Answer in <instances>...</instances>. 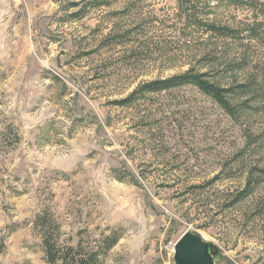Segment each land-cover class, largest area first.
Returning a JSON list of instances; mask_svg holds the SVG:
<instances>
[{
    "label": "rangeland",
    "instance_id": "obj_1",
    "mask_svg": "<svg viewBox=\"0 0 264 264\" xmlns=\"http://www.w3.org/2000/svg\"><path fill=\"white\" fill-rule=\"evenodd\" d=\"M209 25L263 32L264 0H0V264H49L43 219L102 264H175L188 230L216 264H264V222L228 208L264 169V46ZM245 49L263 92L237 120L192 85L119 104L191 70L224 78Z\"/></svg>",
    "mask_w": 264,
    "mask_h": 264
},
{
    "label": "trees",
    "instance_id": "obj_2",
    "mask_svg": "<svg viewBox=\"0 0 264 264\" xmlns=\"http://www.w3.org/2000/svg\"><path fill=\"white\" fill-rule=\"evenodd\" d=\"M258 26L259 25L247 27L242 33H247V41H257L264 46V31L261 32ZM208 29L217 35L218 38L226 40L236 39L239 37L238 34H242L239 31L236 32L234 29L216 25H209ZM226 54L228 57L225 56L223 62L226 67L224 69V78L213 81L210 79L209 73H195L191 70L180 76L145 84L132 93L128 99L119 104L124 107L128 104L131 105L132 100L140 95L163 93L192 85L203 94L211 97L233 120H237V117L249 108V104L254 101L256 95L259 91L263 90V88L260 87L259 91H257L256 87L260 85L256 75L253 73L251 67H246L245 65L246 61L249 59V52L246 49L244 51H234L232 54ZM236 65L238 69L233 68ZM229 73L232 74L231 77L228 76ZM227 83H231L232 87H228ZM16 138L19 140L18 135H16ZM256 148L255 151L260 154L262 146L258 145ZM245 154L246 150H244L239 157L243 162L246 161ZM259 154L257 155L259 156ZM251 156L252 155L248 156V158ZM244 177V189L239 192L236 199L232 200L230 198L231 203L228 204V208H234L239 204H243L248 207L244 208L245 210L249 211L251 214L252 212L254 213L253 218H255V221L264 222V169L257 166L252 167L250 170L246 171ZM250 216L252 217V215ZM38 226L43 230L45 229L44 245L49 264H102L101 252H89L82 245L79 247H64L60 245L53 234H51V230L60 232L59 225L54 223L49 227L46 223V219H43L39 221ZM119 240L120 237L117 233L107 237L104 241L106 246L105 250L108 251L113 248Z\"/></svg>",
    "mask_w": 264,
    "mask_h": 264
},
{
    "label": "water",
    "instance_id": "obj_3",
    "mask_svg": "<svg viewBox=\"0 0 264 264\" xmlns=\"http://www.w3.org/2000/svg\"><path fill=\"white\" fill-rule=\"evenodd\" d=\"M217 247L188 230L175 244V264H216Z\"/></svg>",
    "mask_w": 264,
    "mask_h": 264
}]
</instances>
